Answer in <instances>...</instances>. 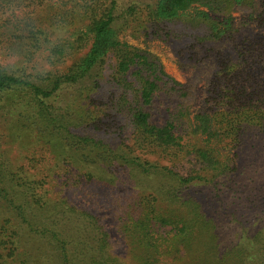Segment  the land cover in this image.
Instances as JSON below:
<instances>
[{
  "label": "trees",
  "instance_id": "obj_1",
  "mask_svg": "<svg viewBox=\"0 0 264 264\" xmlns=\"http://www.w3.org/2000/svg\"><path fill=\"white\" fill-rule=\"evenodd\" d=\"M42 7H54L51 17L64 21L55 29L70 27L72 43L48 38L36 16ZM183 18L205 31L192 41L163 34L204 80L199 102L195 87L178 84L119 39L117 26L156 35L160 25ZM17 43L48 60L61 58L64 47L87 48L50 89L26 82L18 74L31 75L23 69L0 66V96L29 87L36 101L20 128L39 130L60 86L90 79L108 55L115 93L106 101L85 95L82 123L65 116L78 132L66 126L57 133L61 150L52 167L32 164L28 174L10 170L8 159L0 164V264H264V210L263 218L242 221L225 206L212 207L204 190L236 173L260 175L252 190L264 185V0H0V58ZM40 75L42 82L51 78ZM162 93L177 102L157 123ZM41 134V141H55ZM156 153L172 165L148 158ZM186 157L189 167L178 169L175 162ZM46 168L52 172L39 175ZM72 172L77 185L110 187L113 201L124 205L117 220L128 241L124 254L85 212L54 197L50 182H67Z\"/></svg>",
  "mask_w": 264,
  "mask_h": 264
},
{
  "label": "rangeland",
  "instance_id": "obj_2",
  "mask_svg": "<svg viewBox=\"0 0 264 264\" xmlns=\"http://www.w3.org/2000/svg\"><path fill=\"white\" fill-rule=\"evenodd\" d=\"M201 9L203 8L201 7ZM54 12V7H42V9L37 10L36 16L45 22V26L41 27L49 33L48 38L51 41L61 40L72 43L69 33L70 27H66L64 30L55 29V24L62 25L64 21L62 20V22L58 23V16L55 19L54 16L52 18L51 15ZM231 12L236 19L240 17L238 11L231 10ZM117 27L120 31L119 39L122 42L157 61L163 72L178 84L189 88L195 87L194 92L197 102L203 98L206 85L204 80L197 81L198 77L194 76L193 67L189 66V63L183 62L185 60L182 61L178 55V49L181 46L178 44L171 46L163 34V31L165 32L166 29L169 33L189 38L192 41L194 40V35L205 31L201 23L196 20L183 18L177 24L160 25L159 28L162 29L156 35H145L138 28ZM148 32L151 33V30L148 29ZM86 50L87 48L77 50L75 48L64 47L61 58L54 57L48 60L46 54H42L40 51L29 50L25 45L17 43L11 47L10 57L4 60L0 58V66L11 70L23 69L26 71V74L29 73L31 75V77H27L26 75L22 76V73L18 74L26 82L50 89L54 81L53 77L65 73L71 64L81 57ZM29 51L32 52V56L28 57ZM113 64V58L108 55L104 65L98 68L90 79L77 81L72 85L62 84L54 93L55 100L52 102V107L50 108L51 114L49 117L46 116L48 121L46 123L39 122V130L22 129L19 126V124L22 126V121L28 119L29 113L26 112L28 110L27 107L35 106L36 104L29 87L20 89L23 92L16 88L8 91V94L0 96V164L5 159H8L10 168L9 166L7 167L10 170L15 171L17 167H21L28 174H31L33 172L30 169L32 164L36 168L47 167L48 165V167H52L55 162L59 161L55 158L57 152L61 150L59 146L60 139L57 133L62 132V129L66 126H68L70 132H78L77 125L74 123L66 124L67 120L65 116L77 120L80 117L82 123L84 112L86 113L88 110V102L85 100V95H93L95 98L99 96L102 101L110 99L112 93H115L112 83ZM46 72L51 74V78L48 82H42L39 79V77H42L40 74H46ZM93 80L97 81L98 86L96 85L97 88L95 89V86L91 90ZM155 102L158 111L155 112L154 120L157 123H161L166 116V109L174 106L177 100L162 93ZM47 132L51 133L55 140L54 142H46L45 138H42V141L40 140L41 133ZM156 154L148 158L151 161L159 162L161 165H172L162 155ZM185 159L178 160L174 165L178 169L189 167L192 161L190 157H186ZM46 170L47 168L41 169L39 175L52 172ZM257 176L259 177L248 173H236L235 177L230 175L229 181L225 184L221 183V179L217 180L213 186L210 184L204 190L210 200L211 206L215 208L217 206H225L233 211L237 217H240L242 221H255L256 217L262 216L259 215L260 211L264 210V185L262 184L260 185L262 187L252 190L254 184L260 178V175ZM65 178H68L67 182L63 180L50 182V189L53 191L54 197L60 196L69 205L85 212L88 217L87 219L95 222V226L98 225L101 232L106 235V241H110L113 247L115 246V250L124 254V249H126L125 243L127 244L128 241L120 233L117 223L123 220V218L118 219V215H121L124 205L113 201V198L117 195L113 192L114 190H110V187L105 186L77 185V180L74 182L77 178L76 173L74 174L73 172L69 175L65 174L63 179ZM119 193H121L119 194L120 200L125 199L124 191L121 190ZM91 217L95 218L96 221ZM243 217L245 218L243 219ZM86 224L85 227L89 226L88 223ZM80 229H83V225L80 226ZM117 247L119 248L117 249Z\"/></svg>",
  "mask_w": 264,
  "mask_h": 264
}]
</instances>
